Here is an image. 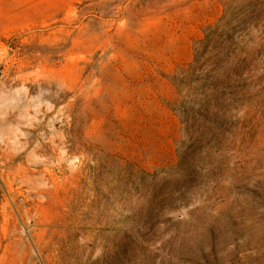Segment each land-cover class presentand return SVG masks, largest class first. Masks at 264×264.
I'll return each instance as SVG.
<instances>
[{"label": "rangeland", "instance_id": "obj_1", "mask_svg": "<svg viewBox=\"0 0 264 264\" xmlns=\"http://www.w3.org/2000/svg\"><path fill=\"white\" fill-rule=\"evenodd\" d=\"M0 264H264V0H0Z\"/></svg>", "mask_w": 264, "mask_h": 264}]
</instances>
